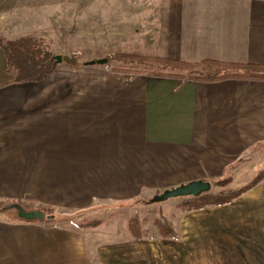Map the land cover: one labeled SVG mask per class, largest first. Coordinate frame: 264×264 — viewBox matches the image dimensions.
Segmentation results:
<instances>
[{
  "label": "crops",
  "instance_id": "obj_1",
  "mask_svg": "<svg viewBox=\"0 0 264 264\" xmlns=\"http://www.w3.org/2000/svg\"><path fill=\"white\" fill-rule=\"evenodd\" d=\"M117 2L157 16L147 55L264 64V0ZM44 5L0 0V36L57 33L34 27ZM97 59L16 81L3 77L0 48V201L26 211L0 218V264H264V180L229 204L181 214L179 240H102L101 226L74 222L196 180L228 176L239 188L264 171L263 80H181L89 63Z\"/></svg>",
  "mask_w": 264,
  "mask_h": 264
},
{
  "label": "rangeland",
  "instance_id": "obj_2",
  "mask_svg": "<svg viewBox=\"0 0 264 264\" xmlns=\"http://www.w3.org/2000/svg\"><path fill=\"white\" fill-rule=\"evenodd\" d=\"M44 2L43 12L40 15L38 12L35 13L43 18L36 20L34 27H44V29L57 27V33L51 35L34 33L9 40L32 37L35 39L36 44L49 50L54 55L72 56L80 61L92 57H99V59L114 58L119 53L145 54L152 51L151 46L154 44L155 28L158 26V20L156 19L157 16L154 17L153 12L149 13L144 8L148 4L139 3L138 13H135L133 9L136 4H121L117 0H53L52 3L50 0H44ZM49 6L54 7L51 9ZM121 6L126 12L123 13V18L117 17L119 13H116V10ZM53 14L57 17L50 16ZM26 27L28 29L33 28L32 24ZM6 39L8 38L6 37ZM104 65H108L111 69L113 67L143 69L146 71L151 69L147 65H139L138 62L128 59L114 61L111 64L105 63ZM208 70H211V68ZM8 73L10 75L3 76L4 79H9V76H16L14 70H8ZM3 77H0V79ZM259 165L264 166V160ZM230 184L231 182L227 188H232ZM212 188L213 190L219 189L213 184ZM154 197L137 200L129 205L114 203L103 209L81 213L74 216V222L83 227L82 224L86 221L101 220L102 223L99 226H101L102 231H98L97 237L102 240L112 241L119 236L130 237L135 240H179L181 238L179 230L181 214L190 212L184 204L187 197H173L165 201L153 202ZM19 213L20 215L24 214L18 203L12 204L10 202L8 204L7 201L6 203L0 201V218H17ZM135 214L138 215L145 229V236L142 239H136L130 230L129 221ZM160 218L167 219L174 226L178 232V238H166L158 235L156 221ZM191 258L194 259L193 256Z\"/></svg>",
  "mask_w": 264,
  "mask_h": 264
},
{
  "label": "trees",
  "instance_id": "obj_3",
  "mask_svg": "<svg viewBox=\"0 0 264 264\" xmlns=\"http://www.w3.org/2000/svg\"><path fill=\"white\" fill-rule=\"evenodd\" d=\"M0 48L3 50L7 69L16 72V81H41L53 72L57 64L55 55L36 44L35 39L32 37L17 40L0 37ZM126 59L136 61L139 65H147L151 69L146 71L143 69L113 67L112 70L136 73L145 72L151 76L172 77L181 80L218 81L226 78H237L264 81V64L249 62L219 61L213 59L190 62L159 55L119 53L114 58H109L108 64ZM210 68L211 70H208ZM263 180L264 171L259 173L246 185L233 189L227 188L231 182L230 177L216 178L212 180V184L219 188L218 190H213L212 188L209 192L200 196L187 197L184 200V204L190 211L229 204L256 187ZM10 202L7 201L8 204ZM17 215L21 216L20 214ZM101 223V220L96 219L86 221L82 226L97 227ZM129 226L136 239H142L145 236V229L138 215L135 214L130 218ZM156 229L158 235L161 237L178 238L179 236L174 226L165 218L157 219Z\"/></svg>",
  "mask_w": 264,
  "mask_h": 264
},
{
  "label": "water",
  "instance_id": "obj_4",
  "mask_svg": "<svg viewBox=\"0 0 264 264\" xmlns=\"http://www.w3.org/2000/svg\"><path fill=\"white\" fill-rule=\"evenodd\" d=\"M55 60L59 62H69L71 64H77L78 60L72 56L55 55ZM108 58L97 59L89 62L90 64H105L108 63ZM212 189V182L205 180H196L188 183L181 184L175 188L164 190L161 194L156 195L153 198V202L165 201L173 197H196L200 196ZM25 215V214H24ZM29 217L43 216L42 212H32L26 214Z\"/></svg>",
  "mask_w": 264,
  "mask_h": 264
}]
</instances>
